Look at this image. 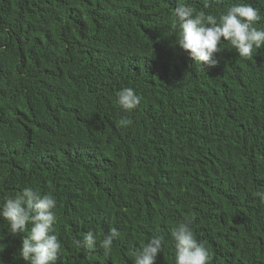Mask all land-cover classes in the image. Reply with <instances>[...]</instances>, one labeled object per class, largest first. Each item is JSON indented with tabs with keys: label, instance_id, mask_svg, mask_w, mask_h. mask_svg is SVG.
Wrapping results in <instances>:
<instances>
[{
	"label": "trees",
	"instance_id": "16d2710c",
	"mask_svg": "<svg viewBox=\"0 0 264 264\" xmlns=\"http://www.w3.org/2000/svg\"><path fill=\"white\" fill-rule=\"evenodd\" d=\"M0 1V203L55 196L57 264H134L155 235L156 264H175L180 223L210 264H264V48L245 59L224 41L205 67L172 28L180 4L218 17L243 0ZM246 2L264 28V0ZM26 235L0 219V264H25Z\"/></svg>",
	"mask_w": 264,
	"mask_h": 264
},
{
	"label": "clouds",
	"instance_id": "9594fccd",
	"mask_svg": "<svg viewBox=\"0 0 264 264\" xmlns=\"http://www.w3.org/2000/svg\"><path fill=\"white\" fill-rule=\"evenodd\" d=\"M261 19L259 10L246 0L230 5L218 17L180 4L174 10L172 28L179 29L176 35L179 47L196 63L209 67L216 63L213 58L222 52L224 41L245 59H252L254 53L264 48V28L255 27ZM117 102L121 109L130 112L138 106L140 99L134 89L125 87L117 93ZM260 196L264 201V193ZM56 208L57 200L53 194H42L28 186L15 196L5 197L0 203V219L6 222L8 232L12 235L27 234L18 249V255L25 264H57L62 253L61 241L54 232ZM171 237L175 264H210L211 255L206 242L198 240L187 223L174 227ZM119 238V230L110 229L100 241V247L109 253L114 241ZM77 243L81 242L78 240ZM165 243L162 235L153 236L134 254V264H156ZM83 245L94 249L97 234L87 232Z\"/></svg>",
	"mask_w": 264,
	"mask_h": 264
}]
</instances>
